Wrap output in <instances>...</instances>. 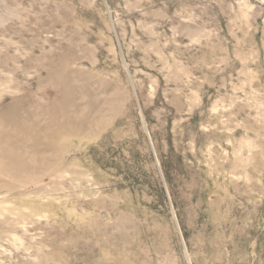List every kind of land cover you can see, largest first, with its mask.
Returning <instances> with one entry per match:
<instances>
[{
	"label": "rangeland",
	"instance_id": "1",
	"mask_svg": "<svg viewBox=\"0 0 264 264\" xmlns=\"http://www.w3.org/2000/svg\"><path fill=\"white\" fill-rule=\"evenodd\" d=\"M0 264H264V0H0Z\"/></svg>",
	"mask_w": 264,
	"mask_h": 264
}]
</instances>
